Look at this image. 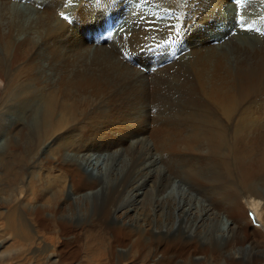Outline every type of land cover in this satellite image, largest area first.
<instances>
[{
	"label": "bare ground",
	"instance_id": "6f19581e",
	"mask_svg": "<svg viewBox=\"0 0 264 264\" xmlns=\"http://www.w3.org/2000/svg\"><path fill=\"white\" fill-rule=\"evenodd\" d=\"M137 1L0 0V111L24 115L12 123L28 129L10 138L2 167L8 230L31 254L54 246L50 257L61 264L104 255L131 264H264L262 250H246L258 246L249 206L264 228V139H232L252 121L246 114L264 122V39L223 50L217 36L220 24L240 18L264 26V0H143L148 9ZM123 8L131 10L124 27L116 19ZM109 20L117 25L111 42L89 46L87 34H106ZM130 140L142 143L143 159L90 211L83 198L101 183L83 166ZM178 183L191 193L179 203L165 197ZM192 194L200 198L195 220L225 215L232 224L225 245L176 227ZM127 195L145 196L142 213L118 203Z\"/></svg>",
	"mask_w": 264,
	"mask_h": 264
},
{
	"label": "rangeland",
	"instance_id": "374dc122",
	"mask_svg": "<svg viewBox=\"0 0 264 264\" xmlns=\"http://www.w3.org/2000/svg\"><path fill=\"white\" fill-rule=\"evenodd\" d=\"M1 1H8V2H13V3L19 2V0H1ZM240 1L242 3V0H240ZM25 3H29V1L23 2V4H25ZM144 3H143V0L137 1L138 6L141 5V7H142L144 5L142 8L148 9V6ZM22 10H24V9H22ZM130 11L131 10H129V9L123 8L122 11L118 13V16H120V17H116V19L122 21V27H124L126 25L128 18H129V14L131 13ZM67 16H68L67 14H64V17H67ZM235 22L236 21L232 20V23L223 29H222V24H220V26L218 25L219 26V28H218L219 33L217 36H219V38L221 37L220 39L222 41L226 40V42L224 43L225 45L224 44H223L224 46L222 45L223 50H226L227 48H230L232 46H234L233 47L234 50H245L246 48H250L253 45L254 41H259V40L264 39V36H262L261 34L258 33V32L261 33L264 31V26L256 25V23L248 24L246 22L247 25L249 26L250 30H242L241 27H239V25L236 24ZM109 23L112 24L114 22L109 20V22L104 25V28ZM114 24L116 25V23H114ZM115 28H117V25L115 26ZM115 28H114V30H115ZM114 30L112 31V33L114 32ZM95 31H96V29L92 30L86 36V39L91 43L89 46L93 45L94 47H96L98 44L99 45H101L103 43L109 44L111 42L112 37H109L108 39H106L100 43H97V44L94 42L95 41L94 39L90 40V36L93 37L94 35H92V34ZM96 33H98V32H96ZM118 33H119V31H118ZM118 33H117V36H118ZM244 37H248V38L251 37L250 39L253 41V43L247 44L249 39L246 40ZM262 41H264V40H262ZM139 53H141V50L139 51ZM181 55H186V54H181ZM183 59H184V56H183ZM183 59H179V60H183ZM146 70H148V66L146 67ZM146 70H144V71L146 72ZM9 104L12 105L11 102ZM257 106H259V104L255 103L253 105V107H251V109H253ZM11 108L12 107H10V111H11ZM15 114L16 115H13L12 111H11V113H7L6 115L2 116V111H0V178L2 179V180L0 179V192L3 189H5L7 184H8V182L5 181V180H7V178H5V179L3 178L4 176L2 175V167L4 166L3 162H6L11 157L12 152L10 153V149L8 148V144L10 143V140H11L10 138L12 136H14L21 129L28 131L27 127H25V126H19L18 127L16 124L12 123V122H15L17 120L18 116L19 117L24 116V115L18 114V113H15ZM246 115L249 117V119H252V121L244 123L242 125L241 130H237L236 132L233 133L232 139L236 138L237 133L240 134L238 139H264V122L255 121V118L258 117L259 114L256 115L253 113V114H246ZM13 130H15V131H13ZM190 130L191 129H188V132L185 134L187 139H189L191 137L190 136L191 135ZM32 131H34V128L29 130V136H30V132H32ZM230 132L232 133L233 131H230ZM173 137H175V136H173ZM171 138L172 137L170 135L166 137V139H171ZM150 139H152V138H150ZM154 139H158V138L156 137ZM131 142H132V140H130V142H129L130 144L124 146V148L121 147V148H119V150L114 151L112 153L102 152V153L96 154L91 159L90 164H86L85 166H83L84 172L86 173V175L89 179L97 180L101 183V186L98 190L99 192L97 195H92V196H89L87 198H83V200H89V202L91 203L90 204V211H93L95 204H98V205L105 204L109 199V194L124 179H127V176H129V174L133 170V167L135 165H137L140 160L143 159L144 148H143L142 143L137 142V141H134L132 143ZM132 144H134V146ZM13 154H15V152H13ZM187 188H188V186L185 187V186H182L181 183H178L176 185V187L174 188V190L172 191V193L167 192L165 197H167L168 195L171 194V200L173 202L176 201L177 203L181 202V200L183 198H184V200H187V197H189V196L191 197V195H190L191 193H189L187 191ZM183 190L186 192L187 195L185 194V192H182ZM146 191L149 193L148 190H146ZM192 197L194 199H193L191 205H187V207H186L187 210H185V213H183V214H180V212L176 213V215H175V220H176V225H177L176 227H179V226L185 227L186 226L188 228H191L193 235H195L197 230L200 229V231L202 230L200 233L201 234L200 238L203 242H205L207 239H209V237L210 238L213 237L214 240L220 246L225 245L226 241L228 242L233 235V233L230 232V226L233 227L232 224H230V222H227L225 215L220 216V220H222V221H219V220L217 221L216 219H214V216H212L210 218L205 213H204V215L202 214L203 216L199 218L200 220L199 219L195 220L194 215H191V210H193L195 208V206L192 204L195 202V204L198 205L197 201H199L200 198L198 196H196L195 194H192ZM144 202H145V196H144L143 202L141 203L136 199L135 196L133 197V195L130 197H129V195L123 196L118 200L119 204H122V205L126 204L125 206H130V207L134 206L137 208L139 206L140 210L144 208ZM208 203L209 202H206V203L202 202L203 205L204 204L207 205ZM81 205H82V203L75 204L76 211L79 215H80L79 206H81ZM244 205L246 207L249 206L248 204H245V203H244ZM192 207H194V208H192ZM2 208L0 207V245H1L0 246V264H59V262L61 264V261H59V260L55 261V259L50 257V256H52L51 254H53L52 252L56 249L54 246L47 247V252L45 251L42 254L41 253L40 254L39 253L31 254V253H33V251H32L33 247L29 244H27V245H29V247L26 245L27 249L24 248L23 246H25V242L21 241L20 239L16 238L15 236H13L11 231L8 230V225H6V223H7V220H6L7 208H6V206H4ZM247 209H248V213H249V219L251 221V232H252L251 236L253 237V238H251V241L253 243L258 242V246H254V247H250V248H249V246H246V250L249 249L250 250L249 252H252L253 254L255 252H259L262 250L261 251V253H262V252H264V228L262 226H260V223L257 220L258 215L255 212V209H253L251 206H249V208H247ZM140 213H142V210ZM215 218H216V216H215ZM17 223H19V222H17ZM130 225H133V223H130ZM213 226L215 229H212ZM193 227L195 229H193ZM209 227H211L210 228L211 231H210ZM230 235H231V237H230ZM19 248L20 249L24 248V249L20 250ZM26 250L28 251V253L26 252ZM25 253H27V255ZM231 253H233V252H229L227 255H230ZM85 255L86 254H82L81 255L82 258L85 257ZM252 257H254V255ZM109 258L110 257L108 255H104L103 259H100L101 260L100 263H97V261H95V260H93L92 262H88L87 260H82L80 264H103V263L104 264H131L129 262V256H128V258L123 259L122 261L117 260V259H113V258L109 259ZM197 259L201 260V258H199V257ZM111 261H114V262H111ZM203 261H205V259L204 260L202 259V261H201L202 263H199V264H207V261H205V263ZM219 264H220V261H219Z\"/></svg>",
	"mask_w": 264,
	"mask_h": 264
},
{
	"label": "snow or ice",
	"instance_id": "6c2138e0",
	"mask_svg": "<svg viewBox=\"0 0 264 264\" xmlns=\"http://www.w3.org/2000/svg\"><path fill=\"white\" fill-rule=\"evenodd\" d=\"M238 25H239V27H241L242 30H250L249 26L247 25V23L244 21L243 18H240L238 20Z\"/></svg>",
	"mask_w": 264,
	"mask_h": 264
}]
</instances>
